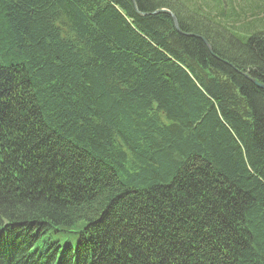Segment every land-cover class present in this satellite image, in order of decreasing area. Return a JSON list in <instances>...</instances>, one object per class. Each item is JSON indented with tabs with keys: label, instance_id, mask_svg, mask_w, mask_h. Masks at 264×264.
Segmentation results:
<instances>
[{
	"label": "trees",
	"instance_id": "1",
	"mask_svg": "<svg viewBox=\"0 0 264 264\" xmlns=\"http://www.w3.org/2000/svg\"><path fill=\"white\" fill-rule=\"evenodd\" d=\"M175 3L0 0V264H264V1Z\"/></svg>",
	"mask_w": 264,
	"mask_h": 264
},
{
	"label": "rangeland",
	"instance_id": "2",
	"mask_svg": "<svg viewBox=\"0 0 264 264\" xmlns=\"http://www.w3.org/2000/svg\"><path fill=\"white\" fill-rule=\"evenodd\" d=\"M174 1H177V3H175L176 6L180 8L185 6L188 11L192 12L194 10H199L212 17L216 16V20L223 25L233 27L232 30H234L237 35L246 36V33H248L246 29L249 28H245L244 25L247 24L249 19L246 18L245 15H247V12L253 10L249 9L253 2H258L257 4H259L264 0H241L239 2L241 8L237 3L239 0H170L169 5H173ZM182 10L184 9L182 8Z\"/></svg>",
	"mask_w": 264,
	"mask_h": 264
},
{
	"label": "water",
	"instance_id": "3",
	"mask_svg": "<svg viewBox=\"0 0 264 264\" xmlns=\"http://www.w3.org/2000/svg\"><path fill=\"white\" fill-rule=\"evenodd\" d=\"M175 21V20H174ZM175 25L177 26V23L175 21ZM252 82L254 83L255 86H257L258 88L260 89H263L264 90V83H259L258 81H256L255 79H251Z\"/></svg>",
	"mask_w": 264,
	"mask_h": 264
},
{
	"label": "bare ground",
	"instance_id": "4",
	"mask_svg": "<svg viewBox=\"0 0 264 264\" xmlns=\"http://www.w3.org/2000/svg\"><path fill=\"white\" fill-rule=\"evenodd\" d=\"M194 17H195V16H194ZM172 19H174V20L176 21V18H175V16H173V15H172ZM211 30H212V29H211Z\"/></svg>",
	"mask_w": 264,
	"mask_h": 264
}]
</instances>
